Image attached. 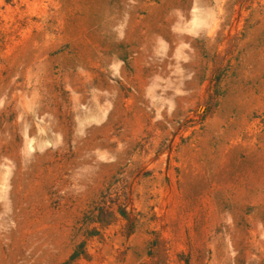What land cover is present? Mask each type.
I'll return each mask as SVG.
<instances>
[{
  "label": "rangeland",
  "instance_id": "374dc122",
  "mask_svg": "<svg viewBox=\"0 0 264 264\" xmlns=\"http://www.w3.org/2000/svg\"><path fill=\"white\" fill-rule=\"evenodd\" d=\"M0 264H264V0H0Z\"/></svg>",
  "mask_w": 264,
  "mask_h": 264
},
{
  "label": "trees",
  "instance_id": "16d2710c",
  "mask_svg": "<svg viewBox=\"0 0 264 264\" xmlns=\"http://www.w3.org/2000/svg\"><path fill=\"white\" fill-rule=\"evenodd\" d=\"M75 257V255L73 256V258Z\"/></svg>",
  "mask_w": 264,
  "mask_h": 264
}]
</instances>
